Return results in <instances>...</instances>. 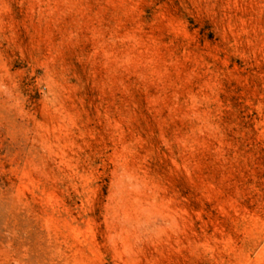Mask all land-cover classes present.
I'll list each match as a JSON object with an SVG mask.
<instances>
[{"label": "rangeland", "instance_id": "374dc122", "mask_svg": "<svg viewBox=\"0 0 264 264\" xmlns=\"http://www.w3.org/2000/svg\"><path fill=\"white\" fill-rule=\"evenodd\" d=\"M0 264H264V0H0Z\"/></svg>", "mask_w": 264, "mask_h": 264}]
</instances>
